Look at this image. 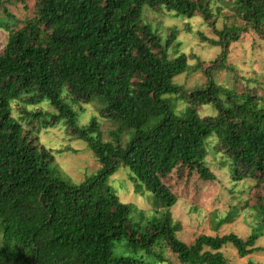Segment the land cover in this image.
Masks as SVG:
<instances>
[{"label": "trees", "instance_id": "1", "mask_svg": "<svg viewBox=\"0 0 264 264\" xmlns=\"http://www.w3.org/2000/svg\"><path fill=\"white\" fill-rule=\"evenodd\" d=\"M5 1L0 0V29L8 33L0 49V264H164L168 249L184 264H234L223 252L228 244L241 257L264 249L256 245L264 236V92L240 90L216 76L234 70L226 59L242 30L252 28L264 39V0H37L34 16L24 20ZM220 3L244 23L219 29ZM148 9L201 15L219 39L202 36L221 45V55L205 66L197 55L191 64L186 53L171 54L179 31L161 34L145 20ZM198 70L207 77L204 84L187 88L176 81ZM67 98L102 103L100 115L114 125L111 139H104L98 115L80 126ZM45 99L58 111L45 125L63 121L65 133L85 141L100 164L83 182L61 169L56 152L64 149L46 146L16 118L26 104ZM204 105L217 113L202 115ZM210 136L214 150L230 160L232 181H250L253 191L252 201L218 217V226L244 209L252 230L246 237L203 233L187 243L172 207L182 193L217 180L207 160ZM121 167L130 169L136 191L153 195L156 214L145 223L133 219L134 204L122 201L109 184Z\"/></svg>", "mask_w": 264, "mask_h": 264}, {"label": "rangeland", "instance_id": "2", "mask_svg": "<svg viewBox=\"0 0 264 264\" xmlns=\"http://www.w3.org/2000/svg\"><path fill=\"white\" fill-rule=\"evenodd\" d=\"M37 0H6L5 5L19 19L24 20L33 17L36 11ZM221 4V3H220ZM222 5V14L217 17V26L222 29L226 25H241L243 20L235 16L234 11ZM145 20L152 23L155 29H160L161 34L167 36L171 30L177 29L178 35L172 48L180 53H186L189 62L195 64L199 56L204 60V65L208 66L215 61L222 53L221 45H214L203 38L211 37L219 39L210 24L201 16L193 18H183L174 12L166 9L153 11L148 9L145 12ZM8 40V33L0 29V49ZM227 64L231 68L222 69L216 73L217 79L226 85H237L241 89L257 88L260 93L264 92V39L253 30H242L239 40L234 41L229 46ZM176 81L187 88L202 85L207 81V77L201 70L186 72L176 77ZM64 96V95H63ZM72 108L79 115V125L83 126L90 121L91 117L98 115L101 122V129L105 140L111 139L110 131L114 127L112 121L102 117L99 108L102 103L89 102L82 104L78 101L67 98ZM184 106L179 101V108ZM19 109V107H17ZM26 112L16 116L23 123L26 131L39 136L40 141L48 147L54 149H64L56 152L57 162L75 182H83L95 174L100 164L94 156L92 150L83 140L70 138L65 133V123L59 122L57 125L46 126V121L50 120L58 111L48 99L35 104H26ZM202 115H215L217 110L211 105H204L200 108ZM18 113V112H17ZM127 140V139H126ZM215 138L210 136L207 139L209 155L207 160L217 175L214 183L201 185L193 188L191 194L182 193L178 202L172 207L175 220L182 224L179 237L191 243L200 234L223 235L235 232L246 237L252 230L251 217L245 213L244 209L233 222L218 226V217L226 215L235 206L242 207L246 201H252L253 191H250V181L233 182L230 176V160L222 152L214 150ZM128 167H121L109 179V184L124 202H132L135 210L132 212L133 219L145 223L155 215L153 205V195L147 191L140 193L135 190L132 180L129 178ZM192 186H196L192 183ZM250 197V198H249ZM257 246L264 247V236L256 242ZM223 252L234 264H245L249 260H255L264 264V249L256 251L245 257H241L235 247L228 244L223 248ZM169 258L164 264H184L176 254L168 249Z\"/></svg>", "mask_w": 264, "mask_h": 264}]
</instances>
